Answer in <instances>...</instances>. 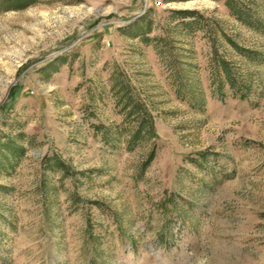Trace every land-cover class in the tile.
<instances>
[{
    "label": "rangeland",
    "instance_id": "rangeland-1",
    "mask_svg": "<svg viewBox=\"0 0 264 264\" xmlns=\"http://www.w3.org/2000/svg\"><path fill=\"white\" fill-rule=\"evenodd\" d=\"M0 264H264V28L0 0Z\"/></svg>",
    "mask_w": 264,
    "mask_h": 264
},
{
    "label": "trees",
    "instance_id": "trees-1",
    "mask_svg": "<svg viewBox=\"0 0 264 264\" xmlns=\"http://www.w3.org/2000/svg\"><path fill=\"white\" fill-rule=\"evenodd\" d=\"M262 2H264V0H261ZM28 2L31 1H27L25 3H22L21 6L27 4ZM256 0H224V4L227 6V8L229 9V12L235 16L236 18H238L239 20H241L242 22H244L245 24L253 27V28H264V20L263 18L258 14V11L256 9ZM178 16H180L181 18L184 17H191L188 20H183V25L184 27H191L193 28L195 26V24L197 23V15L198 13L195 10H190V9H177L175 11ZM198 24V23H197ZM234 44V42H232ZM235 45V44H234ZM246 54L253 56L252 51H248L246 50ZM217 64L219 66V68L221 69L222 74H224V77L226 78L229 87L231 89H236V83L234 81V79L232 78V74L230 72V67L228 65L227 60L221 58L219 60H217ZM222 85L218 86V89H221ZM133 108L135 109H139L141 108L139 104L134 103ZM141 110V109H140ZM142 123V121H141ZM140 124V123H139ZM147 129V136H152L154 134L153 132V128H152V124H150V126L146 127ZM139 135V129L137 131H134L130 137L128 138L127 142L128 143H132L134 142ZM153 154L154 151L152 150L148 161L149 162L152 158H153Z\"/></svg>",
    "mask_w": 264,
    "mask_h": 264
},
{
    "label": "built area",
    "instance_id": "built-area-1",
    "mask_svg": "<svg viewBox=\"0 0 264 264\" xmlns=\"http://www.w3.org/2000/svg\"><path fill=\"white\" fill-rule=\"evenodd\" d=\"M160 2V0H157V3H159Z\"/></svg>",
    "mask_w": 264,
    "mask_h": 264
}]
</instances>
